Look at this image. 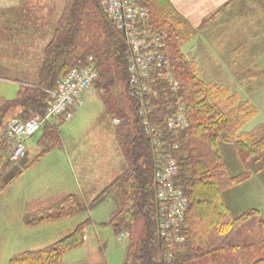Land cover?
I'll use <instances>...</instances> for the list:
<instances>
[{
  "label": "trees",
  "instance_id": "trees-1",
  "mask_svg": "<svg viewBox=\"0 0 264 264\" xmlns=\"http://www.w3.org/2000/svg\"><path fill=\"white\" fill-rule=\"evenodd\" d=\"M142 1L149 9L153 27L166 33V53L179 81L178 95L183 97L187 109L188 126L167 136L177 145L171 148L177 164L175 183L188 199L184 222L168 237L162 235L155 196L156 161L150 139L135 116L136 101L126 95L130 104V109L126 110L121 93L115 92L119 86L124 93L127 91L125 38L104 12L99 0H64L44 48L37 80L22 85L17 97L0 104V149L6 151L2 135L9 121L6 120L9 112L19 108L14 117L21 119H28L35 113L43 115L48 91L53 90L60 77L71 68L79 62L85 63L91 56L98 71L94 84L103 92L101 97L105 108L113 118L121 121L114 127V134L125 168L88 203L77 194H66L30 211L24 221L27 225H37L72 216L94 208L117 191L119 209L111 214L109 223L117 234L129 236L123 264H194L206 257L215 259L224 252H239L243 246L232 242L235 233L243 225L256 220L264 239V219L260 210L255 208L238 215L231 212L224 193L246 182L251 173L245 170L232 175L221 144H232L240 161L247 165L251 159L264 153V124L250 132L243 131L256 115L257 108L228 86L204 81L197 73L196 64L181 50V32L187 27L184 20L160 0ZM255 1L264 11V0ZM174 100L173 94L161 91L159 99L154 100L150 120L163 126L170 114L166 104ZM55 119L58 122L51 119L41 127L39 143L43 148L25 169L60 144L59 127L64 120ZM14 176L16 174L11 179ZM139 217L144 223V237L134 243L131 234ZM89 223L90 220L86 219L48 246L15 254L9 264H60L66 252L84 242L85 228ZM250 264H264V257L254 259Z\"/></svg>",
  "mask_w": 264,
  "mask_h": 264
},
{
  "label": "rangeland",
  "instance_id": "rangeland-1",
  "mask_svg": "<svg viewBox=\"0 0 264 264\" xmlns=\"http://www.w3.org/2000/svg\"><path fill=\"white\" fill-rule=\"evenodd\" d=\"M160 1L164 2L165 0ZM63 3L64 0H0V55L15 54L16 56L18 50L21 49L20 42L24 36L35 40L37 36H42V38L48 36L50 33L48 30H51L56 23ZM238 6L239 4H237ZM230 13L235 14L236 8H231ZM237 16L232 19L233 22L227 20L229 26L226 31H224L225 26L220 30L222 31L221 36L230 38L232 32L237 29L236 24L245 20L246 23H251L252 28L248 29L249 34L239 33V35L233 36L232 40L226 42L219 38V34L212 35L210 33V42H212L211 46L214 52L210 51L211 57L207 62L209 73L201 61L196 69L202 79L228 84L233 90H237L243 99H248L257 108L256 115L243 127V131L250 132L258 125L264 124V11L255 0H247L246 5L242 11L238 12ZM259 17H261L260 20ZM222 19L226 18L222 17ZM206 27V25L202 27L203 30L200 31V37L196 42L201 44L200 49L210 47V42L206 41L207 34L206 37L203 35L208 31ZM7 40L11 44L7 45ZM44 40L45 38L42 39V41ZM203 40L204 44L202 45ZM233 45L238 48V50H234L237 52V66L227 71L226 68L220 66L222 62L219 57L221 59L223 54L229 55L233 52L231 50ZM192 46L193 42H187L184 44L183 50L188 52L186 48L191 49ZM201 68H204L206 72ZM35 69V65H33L32 67L28 66L27 72L0 71V104L5 100L17 97L21 83L16 80L35 82L38 78V71ZM232 71L238 73L234 75ZM115 90L117 94L121 93L120 98L126 110H129L130 104L127 96L130 95L127 94L128 92L124 93L122 86ZM102 94V90L93 83L83 96L82 107L76 111L72 119L60 124V144L53 147L37 163L25 169L11 181L9 180L15 173L24 169V166L41 152L43 145L39 143V139L42 132L39 130L26 140V153L24 158L19 161L9 162L7 147L6 151L0 149V264H9V259L22 251L34 250L52 244L69 234L86 219H89L90 223L85 228L84 242L66 252L61 257L60 264L124 263L129 236L125 233L117 234L109 223L111 214L119 209L120 200L117 191L114 192V196L110 200H105L92 209L72 216L37 225H27L24 221L29 211L44 205L50 197L63 192L62 184L76 193L78 177L82 180H91L94 176L96 178L100 176L97 174L99 171L96 170L100 166H96L95 169L94 166H86L85 170L78 173V161L85 165L93 162L94 154H90L89 150L100 147L107 148L108 152L112 151L113 162L116 167L118 166L120 156L115 149L114 137L111 135L113 130L110 123L113 116L106 110ZM19 111L20 109L17 107L12 109L6 120L16 116ZM32 115L34 114L28 117ZM116 119L118 122L112 123L114 127L121 122L119 118ZM221 151L232 175L245 170H249L251 173L246 182L224 193L225 201L231 212L238 215L247 209L255 208L260 210L261 218L264 219V153L244 165L232 144H221ZM66 153L75 157L72 161L73 167H70ZM98 156L99 158L103 156L102 150L98 151ZM80 157H82L81 160ZM6 182L8 184L3 187ZM116 205L118 206L116 207ZM143 237L144 223L139 217L133 224L131 239L134 243H138ZM232 242L243 246L242 250L233 253L224 252L218 255L216 260L206 257L194 264H250L252 260L264 257V239L260 234L256 220L243 225L233 236Z\"/></svg>",
  "mask_w": 264,
  "mask_h": 264
},
{
  "label": "built area",
  "instance_id": "built-area-1",
  "mask_svg": "<svg viewBox=\"0 0 264 264\" xmlns=\"http://www.w3.org/2000/svg\"><path fill=\"white\" fill-rule=\"evenodd\" d=\"M104 12L115 28L125 38L128 50L126 89L136 103L135 115L149 136L155 156V185L158 203L159 225L162 235L178 231L185 220L188 199L175 183L177 164L171 148L177 147L168 139L188 126L187 109L183 97L178 95L179 81L175 77L171 61L166 53V33L153 27L148 7L142 0H99ZM98 77V71L90 56L79 62L48 91L46 112L34 114L28 119L12 117L2 135L6 141L9 159L16 162L24 158L26 140L38 132L44 123L55 118L68 121L84 103L83 96ZM161 91L170 92L174 101L166 104L169 116L161 126L150 120L154 100ZM115 124L116 118L112 119Z\"/></svg>",
  "mask_w": 264,
  "mask_h": 264
},
{
  "label": "crops",
  "instance_id": "crops-1",
  "mask_svg": "<svg viewBox=\"0 0 264 264\" xmlns=\"http://www.w3.org/2000/svg\"><path fill=\"white\" fill-rule=\"evenodd\" d=\"M246 1L247 0H165L163 3L168 4L175 11V13L178 15V17H180L184 20L185 25H187V27H185L184 30L181 32L182 33V43H181L182 52L188 57V59L192 60L196 64L197 68H198V65L201 61L205 65L207 72L209 73V70H208L209 67H207V62H208V59L211 57L210 51L214 52V50L212 49V46H211L212 42H210L211 40H210L209 34L210 33L212 35L219 34V38H221L222 41H226V42L229 40H232L233 39L232 37L239 35V33L243 34V35L249 34L248 29H251L252 27H251V23H249V22L246 23V20L241 21L240 24H236L237 29H235L232 32L230 38H227V37L223 38V36H221L222 31H220L221 29L224 28V26L226 27L224 29V31H226V29L229 26V23H227V20H231L233 22L232 19L238 17L237 16L238 12L242 11L243 7L246 5ZM237 4H239V6H238L239 8L237 7ZM233 7L236 8V13L232 15L230 13V9ZM222 17L226 18V19H222ZM260 18L261 17H259V20H260ZM224 20H225V22H224ZM251 22H254V20H251ZM204 25L207 26L206 28H208V31H206V33H203V35L206 37V34H207V40L206 41H207V43L210 42V47L209 48L205 47V49H200L201 44H197L196 42H198V37H200V35H199L200 31L203 30L202 27ZM53 29H54V25L51 28V30H48L50 32L49 35L43 37V38H45L44 41H42V39H43L42 36H40V37L37 36L36 40L33 38H29L28 36H24V39H22L20 42L21 49L18 50L16 56H15V54L0 55V71H5L8 73H18V72H22V71L27 72L28 66L32 67L33 65H35V68H36L35 70L38 71V67L41 64L42 59H43L44 48H45L46 44L48 43V41L51 37ZM30 39H32V41H30ZM39 41L41 42L40 45H39ZM187 42L188 43L193 42V46L191 49L186 48V50L188 52H185L183 50V47H184V44ZM8 44H11V43H9V41L7 40V45ZM203 44H204V40H203L202 45ZM235 49L238 50V48L235 45H233L231 48V50H233V52L229 53V55L223 54L221 56L222 60L220 59V57L218 55L219 60L222 62V64L220 63V66L222 68H226L227 71H228V69H231V68H234L235 66H237V62H236V53L237 52L234 51ZM22 52H23V55H21ZM38 63H39V65H38ZM2 65L5 67L2 68L3 67ZM7 66H10V67H7ZM19 67H21V69H19ZM201 69H202V71L206 72L204 68H201ZM232 72H234V71H232ZM197 73H198V71H197ZM236 73H238V72H234L232 74L235 75ZM0 78H1V76H0ZM16 81L21 83L20 84L21 86L25 85V84L33 83V82H28V81H25V82H20L19 80H16ZM204 81H207V80H204ZM207 82H213V81H207ZM214 83H216V82H214ZM217 84L228 86L231 90H233L228 84H224L221 82H219ZM233 91H237V90H233ZM11 118H9L8 120H10ZM53 122H58V119H54ZM112 123L113 122L111 120L110 124L112 125V130H113L111 135L114 137V140L116 142L115 149L119 153V156H120L119 157L120 161L118 163V166L116 167L115 163L113 162L114 155H113V153H111L112 151L108 152L107 148L102 149V147L98 146V147H100L99 149L95 148L93 150H89L90 154H94L93 162H92L93 164L89 163V165H85L82 163L80 164L78 161L77 162V164H79V165H77L78 166L77 170L79 171L78 173L80 174L82 172V170H85L86 166H89V167L94 166V169L96 168V166H100L98 169H96L99 171L97 174H99L100 176H98L97 178H96V176H94V178H92L91 180L90 179L82 180L78 177L76 179V186L78 189L76 193L72 192V190H70V188H68L66 185L62 184L63 192H61L57 196L50 197L46 203H48V202H50L56 198H59L63 195H66V194H77L78 196H80L82 198V200L85 203H88L90 200H92L94 198V196L99 191H101L109 182H111L118 174H120L124 170L125 160H124V157L120 151L119 145L115 139L114 126ZM99 150L103 151V156L100 158L98 156ZM66 154H67V160H68L70 167H73L74 165H73L72 161L75 159V157H72L68 153H66ZM8 159H9V157H8ZM81 159H82V157H80V160ZM99 163H100V165H99ZM25 167L26 166H24V169H20L21 173L25 170ZM72 169H75V168H72ZM20 171L15 173L16 176L21 174V173H19ZM16 176H14V177H16ZM12 179L10 178L9 181H11ZM8 182H6V184H4L3 187H5L8 184ZM113 194L107 200H110V198H112V196H114ZM46 203H44V204H46ZM117 206L118 205H116V207Z\"/></svg>",
  "mask_w": 264,
  "mask_h": 264
}]
</instances>
